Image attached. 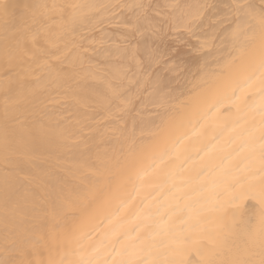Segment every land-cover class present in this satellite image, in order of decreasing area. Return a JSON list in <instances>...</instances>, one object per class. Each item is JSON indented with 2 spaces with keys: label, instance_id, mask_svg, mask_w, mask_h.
<instances>
[{
  "label": "bare ground",
  "instance_id": "6f19581e",
  "mask_svg": "<svg viewBox=\"0 0 264 264\" xmlns=\"http://www.w3.org/2000/svg\"><path fill=\"white\" fill-rule=\"evenodd\" d=\"M6 2L49 12L7 32L0 19V260L47 264L64 258L53 235L87 249L114 233L155 232L169 216L211 214L215 180L243 160L236 150L264 108L258 86L241 95L244 73L192 90L198 67L232 51L238 0ZM168 3L215 7L195 35L153 34L135 6ZM54 4L82 6L87 21L52 23ZM157 78L168 85L163 105Z\"/></svg>",
  "mask_w": 264,
  "mask_h": 264
},
{
  "label": "snow or ice",
  "instance_id": "6c2138e0",
  "mask_svg": "<svg viewBox=\"0 0 264 264\" xmlns=\"http://www.w3.org/2000/svg\"><path fill=\"white\" fill-rule=\"evenodd\" d=\"M81 7L54 4L51 9L55 16L49 18L52 23L69 22L74 30L76 25L87 21V17L77 11ZM88 7L98 9L103 6ZM135 7L140 10L138 18L152 25L153 34L174 28L195 35L207 10L215 6L168 3ZM229 7L232 51L217 61L216 66L198 67L191 75L192 90L198 91L213 82H223L244 73L246 79L241 86V95L244 89L258 86L264 97V0L259 6L250 0L247 3L238 0ZM48 12L46 4L20 6L0 0V19L6 32L10 25L14 30L25 29L38 14L47 16ZM133 27L137 32L144 30L143 24ZM36 38L34 32L33 42ZM159 59L157 56L153 63H158ZM144 71L149 74L150 67ZM153 87L162 105L167 103L169 97L165 88L168 85L157 78ZM259 117L258 125L254 124L246 131L243 143L236 150V155L243 156V160L223 171L215 180L217 190L208 209L211 214L203 218L198 214L175 223H170L172 217L169 216L155 225V232L144 235L136 230L114 233L87 249L79 239L53 235L51 245L57 251L63 249L64 258H50L47 264H264V108ZM166 118L167 113L162 114V120ZM0 264L33 262L29 259L0 260Z\"/></svg>",
  "mask_w": 264,
  "mask_h": 264
}]
</instances>
